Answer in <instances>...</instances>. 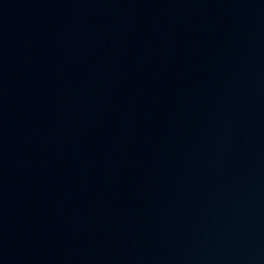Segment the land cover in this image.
Wrapping results in <instances>:
<instances>
[{
    "label": "water",
    "instance_id": "95a60500",
    "mask_svg": "<svg viewBox=\"0 0 264 264\" xmlns=\"http://www.w3.org/2000/svg\"><path fill=\"white\" fill-rule=\"evenodd\" d=\"M0 264H264V0H0Z\"/></svg>",
    "mask_w": 264,
    "mask_h": 264
}]
</instances>
